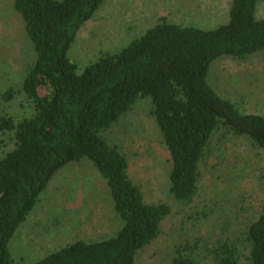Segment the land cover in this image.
Masks as SVG:
<instances>
[{
    "label": "trees",
    "instance_id": "obj_1",
    "mask_svg": "<svg viewBox=\"0 0 264 264\" xmlns=\"http://www.w3.org/2000/svg\"><path fill=\"white\" fill-rule=\"evenodd\" d=\"M105 0H14L32 59L19 88L26 115L0 116V138L14 147L0 157V264L17 263L11 242L61 170L88 161L105 183L122 228L99 242L74 241L31 264H138L157 241L173 210L149 203L129 173L126 154L103 136L139 101H149L170 155L169 193L190 205L199 192L201 166L220 130L264 151V116L242 112L209 84L212 66L224 58L264 53L259 0H230L228 21L213 29L167 18L118 53H101L79 73L69 53L78 33ZM246 253L228 238L211 250L213 264H264V212L245 232ZM169 264H198L195 247L182 244Z\"/></svg>",
    "mask_w": 264,
    "mask_h": 264
},
{
    "label": "rangeland",
    "instance_id": "obj_2",
    "mask_svg": "<svg viewBox=\"0 0 264 264\" xmlns=\"http://www.w3.org/2000/svg\"><path fill=\"white\" fill-rule=\"evenodd\" d=\"M0 0V116L26 115L22 97L5 103L2 95L19 88L32 59L31 46L13 9ZM230 0H105L81 28L70 57L79 73L101 53H118L160 18L180 25L213 29L228 21ZM257 16L264 19V0ZM216 92L242 112L264 116V53L246 60L224 58L208 77ZM149 101H139L120 123L102 136L123 151L129 173L149 203H167L173 213L161 237L138 256V264H169L182 244L195 247L198 264H213L211 250L228 238L246 253L245 232L264 212V151L247 139L220 130L201 166L194 202L183 205L169 193L170 155L150 116ZM14 147L10 135L0 138V157ZM122 228L109 191L88 161L71 165L50 182L39 203L11 242L17 263H35L74 241L99 242Z\"/></svg>",
    "mask_w": 264,
    "mask_h": 264
}]
</instances>
